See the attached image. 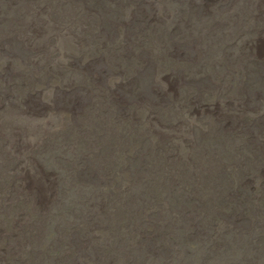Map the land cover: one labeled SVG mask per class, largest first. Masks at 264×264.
<instances>
[{"label":"rangeland","instance_id":"rangeland-1","mask_svg":"<svg viewBox=\"0 0 264 264\" xmlns=\"http://www.w3.org/2000/svg\"><path fill=\"white\" fill-rule=\"evenodd\" d=\"M0 264H264V0H0Z\"/></svg>","mask_w":264,"mask_h":264}]
</instances>
